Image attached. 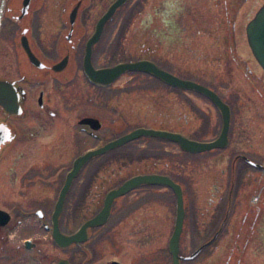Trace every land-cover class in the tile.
<instances>
[{
  "label": "rangeland",
  "instance_id": "1",
  "mask_svg": "<svg viewBox=\"0 0 264 264\" xmlns=\"http://www.w3.org/2000/svg\"><path fill=\"white\" fill-rule=\"evenodd\" d=\"M112 1L95 0L92 8L96 15ZM263 4L264 0H128L113 17L108 38L95 46L94 64L148 59L176 76L231 98L235 118L252 120V134L247 132L252 141V161L264 164V74L252 62L246 36L247 23ZM80 49L81 61L84 47ZM252 70L251 90L243 73ZM70 76L71 82L64 84L65 92L77 93L80 98L66 100L77 108L67 114L73 118L78 112L95 115L109 138L137 127L178 132L199 141L211 140L219 133L218 109L194 90L171 88L150 74L127 71L111 85L96 86L89 100L92 86L82 72ZM90 143L82 144L81 150ZM236 144L223 150L190 153L175 143L142 136L105 156L92 157L66 201L65 232L76 229L101 208L110 188L136 174L163 173L183 189L185 217L180 252L189 255L220 228L228 191L227 170L222 171L228 161L223 157L232 156ZM72 162V156L65 155L55 158L50 166L60 168L63 174ZM21 166L26 165L12 154L0 156V168ZM85 182L90 185L83 189ZM4 183L5 179L0 180V206L13 209L22 192ZM142 186L115 198L109 222L92 230L90 240L78 248H59L45 229V220L32 219V229L7 240L1 235L0 264H57L75 250L80 259L86 257L85 264H105L114 257L123 264H172L168 240L175 220L174 193L164 185ZM247 189L240 184L228 219L211 243L181 264H264V171L252 167V193ZM258 190L263 191V198L258 208L252 201L251 209L245 197L251 200ZM58 192V186L46 192L49 213ZM34 197L27 194L24 199ZM25 238L37 245L27 248ZM93 248L95 255L88 261L86 252Z\"/></svg>",
  "mask_w": 264,
  "mask_h": 264
},
{
  "label": "flooded vegetation",
  "instance_id": "2",
  "mask_svg": "<svg viewBox=\"0 0 264 264\" xmlns=\"http://www.w3.org/2000/svg\"><path fill=\"white\" fill-rule=\"evenodd\" d=\"M79 1L80 5L75 15L72 16L74 7ZM94 3L95 0H30L27 10L24 11L23 0H0V82L6 84L3 98L0 89V142L3 141L0 143V156L12 154L14 158H17L18 161H23V164L26 165L18 168H0V180L5 179L4 185L9 184L12 187L14 186V189H19L22 192L20 195L22 199L16 201L13 209L0 206V236L2 235L1 237L6 240L15 233L32 229L33 225L29 224L32 219L35 222L45 220L44 227L53 240L54 224L52 214L59 192L65 183L67 172L71 169L70 166L68 170L61 174L60 168L50 166L53 160L58 157L63 158L65 155L72 156L74 160L82 153L90 149L99 148L122 135L109 138L103 133L101 119H98L95 115L88 113L82 115L78 112L73 118L72 114H67L69 111L77 110V108L74 103L66 102V100L72 101L80 98L76 95L77 93L65 92L64 87L66 85L64 86V84L71 82L70 74L76 75L82 72L86 81L92 86L90 88V96H86L89 100L95 95L96 86L101 88L107 86L89 81L82 67L84 52L80 61V48L83 46L85 50L86 42L93 34L98 19L111 4L107 5L103 13L97 16L96 11L92 8ZM117 10L105 22L99 40L93 45L92 62L96 68L111 66H96L93 61V52L95 46L108 38L112 19ZM174 26L176 27V22ZM25 43L39 60L37 64L31 61L25 48ZM66 56L67 59L63 67L57 69L61 67ZM71 60H73V65ZM252 62H255L261 68V71L263 70L254 55H252ZM129 72L132 74L141 73L137 71ZM243 74L252 90L253 70L250 72L246 71ZM216 92L229 105L231 113L228 143L221 149H226L231 144L237 143L232 147V156L223 157L224 160L228 161L226 169H222L223 172L227 170L225 185L228 184L223 218L227 214L228 219L233 206L234 196L240 184L246 185L248 187L246 192L252 193V167H257V169L262 171H264V168L252 164V141L249 142L247 133L250 132L252 134V120L236 119L237 115L234 112L235 103H233L231 98H226L222 93ZM218 111L222 127L221 112L219 109ZM83 118L98 119L99 126L95 127L91 123H82L81 120ZM6 134L8 137H6ZM96 139L97 141L90 143V141ZM238 142H243L244 145H238ZM84 143L90 144L81 150V145ZM123 145L112 150H116ZM112 150L95 156H105V153ZM254 162L261 164L256 160ZM85 165L74 177L63 209L58 217V228L64 234L73 233L85 221L74 230L67 232L64 230L63 214L66 201L70 191L76 186V182ZM261 165L264 166V164ZM89 185L90 183L85 182L81 185V188L83 186V189H86ZM57 186L59 187V192L49 213L48 204L45 203L47 199L46 192ZM141 186L132 189L125 195ZM27 194L35 195L34 199L30 201L24 199ZM245 198H249L248 202L252 209V196L251 200L248 196ZM112 212L113 203L108 220L103 225L89 228L88 237L85 241L71 244L65 248L60 247L53 240L54 243L61 249L78 248L90 240V232L92 230L101 228L109 222ZM27 241L29 242L28 245L26 244ZM24 245L27 248H34L37 243L30 238H25ZM95 248L86 252L88 253V261L95 255ZM11 252L13 253V250ZM78 253V250L73 251L71 255L60 258L57 264L61 260H67L69 264H85V261H87L86 257L82 256L80 259ZM180 254L184 255L181 252ZM113 261L123 264L117 257L107 259L105 264H112ZM27 264H37V262L30 261Z\"/></svg>",
  "mask_w": 264,
  "mask_h": 264
},
{
  "label": "water",
  "instance_id": "3",
  "mask_svg": "<svg viewBox=\"0 0 264 264\" xmlns=\"http://www.w3.org/2000/svg\"><path fill=\"white\" fill-rule=\"evenodd\" d=\"M128 0H114L98 19L93 34L89 37L85 45L84 55L82 59V67L85 75L92 83L101 85H111L117 78H119L126 71H137L150 74L169 87L178 88L181 90H194L202 95L208 97L212 103L220 110L222 127L218 136L212 140L199 141L196 139L189 138L181 133L172 132L167 130H158L146 127H137L129 132L122 134L121 136L107 142L105 145L90 149L78 157H76L71 165V169L67 172L65 183L59 192L55 209L52 214L53 227V240L60 247H67L74 243L83 242L88 237V229L91 227H97L103 225L109 218L112 203L115 198L125 195L132 189L139 187L143 184L149 185H164L170 188L175 196V220L172 233L168 240V248L172 257V264H181L183 259L194 258L204 246L208 245L215 237L216 234L223 228V225L227 219V214L221 221L220 228L215 232V234L206 242L201 244L196 250H194L189 255L180 254V237L183 230L185 209H184V199H183V189L180 183L176 182L172 177L163 173H145L133 175L124 181H122L118 186L109 189L103 199L102 207L93 216L87 218L80 227L71 234H64L58 228L57 222L58 217L63 209L66 196L69 192L71 183L74 177L79 173L82 167L95 155H99L106 151L112 150L120 145L138 139L142 136L157 138L161 140H166L178 145V147L190 153H199L214 148L225 147L228 143V131L230 127V107L225 103L222 98L217 94V92L208 86L181 78L175 74L159 67L153 61L148 59H138L133 61L117 62L114 65L96 68L92 62V51L93 45L99 40L105 22L115 13V11L126 4ZM30 0H23V10H27ZM80 5V1L75 5L72 12V16L75 15L77 8ZM246 36L249 47L254 55L255 59L259 65L264 70V4L260 7L254 17L246 25ZM25 48L31 61L37 64L39 60L32 53L29 46L25 43ZM67 56L65 57L61 69L65 64ZM6 84L0 82V89L2 93L6 89ZM82 123H91L95 127L99 126L98 119L95 118H83ZM6 137L7 134H6ZM3 142V141H1ZM0 142V143H1ZM253 165L264 168L261 164L252 161ZM28 245L29 242L27 241ZM59 264H69L67 260H61ZM112 264H120L117 261H113Z\"/></svg>",
  "mask_w": 264,
  "mask_h": 264
},
{
  "label": "trees",
  "instance_id": "4",
  "mask_svg": "<svg viewBox=\"0 0 264 264\" xmlns=\"http://www.w3.org/2000/svg\"><path fill=\"white\" fill-rule=\"evenodd\" d=\"M123 6H124V5H123ZM121 7H122V6H121ZM121 7H120V8H121ZM120 8H119V9H120ZM154 139H156V138H154ZM128 143H129V142H128ZM254 205H255L254 207H257V208L260 206V204H258V203H257V204H254ZM257 210H258V209H257ZM259 212H260V210H258V212H257V214H256V217H259V216L261 215V212H260V213H259ZM262 239H263V241H264V237H263ZM210 243H211V242H210ZM210 243H209V244H210ZM206 246H207V245H206ZM206 246H204V247H206Z\"/></svg>",
  "mask_w": 264,
  "mask_h": 264
}]
</instances>
